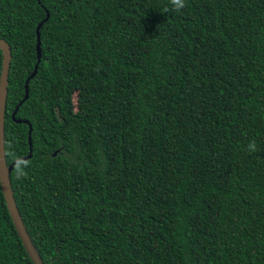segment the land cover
Masks as SVG:
<instances>
[{
	"label": "trees",
	"instance_id": "trees-1",
	"mask_svg": "<svg viewBox=\"0 0 264 264\" xmlns=\"http://www.w3.org/2000/svg\"><path fill=\"white\" fill-rule=\"evenodd\" d=\"M184 2L0 0L42 264H264V0ZM0 264H33L1 189Z\"/></svg>",
	"mask_w": 264,
	"mask_h": 264
},
{
	"label": "water",
	"instance_id": "water-1",
	"mask_svg": "<svg viewBox=\"0 0 264 264\" xmlns=\"http://www.w3.org/2000/svg\"><path fill=\"white\" fill-rule=\"evenodd\" d=\"M44 20H46V18ZM0 50L2 52V64H1V72H0V189L11 222L28 257L30 258L33 264H42L37 254L35 253V250L33 249L28 239V236L25 233V230L23 228V225L21 223V220L19 218V215L16 211L12 199L8 175L14 163L11 164L9 167H6L3 159V148H2L3 108H4L6 83H7V73H8L9 61H10V52L7 44L1 39H0ZM26 97H27V92L25 90L24 99Z\"/></svg>",
	"mask_w": 264,
	"mask_h": 264
},
{
	"label": "clouds",
	"instance_id": "clouds-1",
	"mask_svg": "<svg viewBox=\"0 0 264 264\" xmlns=\"http://www.w3.org/2000/svg\"><path fill=\"white\" fill-rule=\"evenodd\" d=\"M169 3L172 6V8L174 10H177V11H179L180 9H182L185 6L184 0H169ZM164 11L167 12L168 8L166 7L164 9ZM248 150L249 151H255L256 150L255 143H250L248 145ZM7 154L11 155L13 157L14 166H15L17 176L18 177L26 176L27 173L24 171V168H26L28 166L27 162L24 161L22 158L15 156V154L13 152H9Z\"/></svg>",
	"mask_w": 264,
	"mask_h": 264
}]
</instances>
